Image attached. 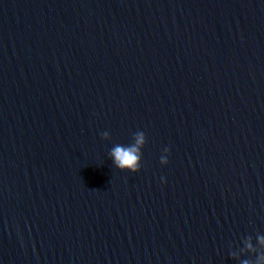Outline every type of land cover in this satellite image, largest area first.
I'll list each match as a JSON object with an SVG mask.
<instances>
[{"label":"water","instance_id":"water-1","mask_svg":"<svg viewBox=\"0 0 264 264\" xmlns=\"http://www.w3.org/2000/svg\"><path fill=\"white\" fill-rule=\"evenodd\" d=\"M0 264H264V0H0Z\"/></svg>","mask_w":264,"mask_h":264},{"label":"clouds","instance_id":"clouds-1","mask_svg":"<svg viewBox=\"0 0 264 264\" xmlns=\"http://www.w3.org/2000/svg\"><path fill=\"white\" fill-rule=\"evenodd\" d=\"M143 142V135L140 134L134 144L116 146L111 152L113 164L122 171L136 172L139 167V146ZM161 182L163 183L164 179H161Z\"/></svg>","mask_w":264,"mask_h":264}]
</instances>
